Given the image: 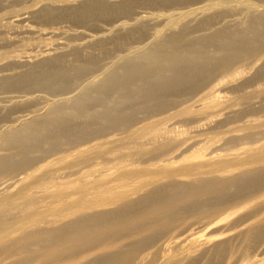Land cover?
<instances>
[{"label":"bare ground","instance_id":"obj_1","mask_svg":"<svg viewBox=\"0 0 264 264\" xmlns=\"http://www.w3.org/2000/svg\"><path fill=\"white\" fill-rule=\"evenodd\" d=\"M197 1L45 0L27 14L45 25L64 19L95 25L129 15L139 5L164 10ZM258 2L264 0L236 4L212 0L170 13L151 41L118 56L99 77L86 81L72 95L67 93L74 83L113 51L140 43L146 33L145 20L120 23L108 33L94 34L85 44L44 54L32 62L9 59L7 48L0 52V61L7 60L6 65L27 68L1 76L0 91L24 88L61 96L44 110L0 128V151H8L0 153V185H7L0 193V264H134L149 256L151 261L155 253L142 252L157 236L173 244L192 225L204 227L221 211L246 207L249 199L264 193V136L260 133L229 137L203 158L173 166L179 155L172 152L183 141L175 138L168 124L176 117L214 112L220 106L216 98L196 108L183 103L217 74L263 54L264 6L259 9ZM235 10L243 13L240 21L213 28ZM17 16V22L24 19ZM259 60L261 64L244 83L264 79V56ZM236 76L227 77L233 81ZM255 96L264 100V89L237 95L232 102L248 103ZM261 126L264 122L241 129ZM115 132L118 137L107 138ZM252 205L264 209L263 200ZM251 217L235 220L228 229ZM263 233V225L256 220L238 237L248 252ZM176 248L171 246L170 251ZM183 261L176 254L163 257L159 264Z\"/></svg>","mask_w":264,"mask_h":264},{"label":"rangeland","instance_id":"obj_2","mask_svg":"<svg viewBox=\"0 0 264 264\" xmlns=\"http://www.w3.org/2000/svg\"><path fill=\"white\" fill-rule=\"evenodd\" d=\"M14 1L15 0H0V33L2 34H0V40L3 38L9 39L6 43H0V52H4V49L6 48L7 50L9 49L10 52L9 50H5V52L10 54L9 59L11 60H28L32 62L44 54L66 51L70 46L85 44V42L90 40V37L94 34L108 33L120 23H133L135 20L140 18L146 21V33L142 40H140V43H132V45L128 47L113 51L110 56L101 61L99 67L74 83L67 93V95H72L76 93L78 88L83 83L90 79L99 77L103 68L106 65L111 64V62H113L118 56L125 54L132 47L143 45L151 41L154 37L155 31L162 28L164 25L165 18L168 14H178L188 8L201 7L212 0H200L190 5L164 10L148 5H139L135 7L129 15H116L108 20L96 21L95 25L84 24V22L80 21L79 23L74 24L66 19L45 25V23L35 21L29 16V14H27L29 9L37 10L42 2H45V0H16V3ZM239 1L243 0H233V4H236V2ZM257 4L261 7L259 9H262V6H264V3L262 2H258ZM25 6H28V8ZM23 9H25L24 12L22 11ZM7 10H10L11 12L9 11V14L8 12L6 14ZM14 11L16 14H14ZM242 14L243 13L241 11L235 10L232 14L230 13L222 20L215 22L213 24V28L226 23H236L240 21ZM17 15H21L24 19L21 22L15 21L18 18ZM10 20H12V25ZM14 31L16 32L14 33ZM38 32L40 34H38ZM29 36L32 37V39H30ZM36 36L38 37L35 38ZM41 36L47 37L42 38ZM26 37L28 38L29 43H26ZM19 40L22 41H20L21 45L19 44ZM15 43H18L20 47ZM22 44H26L27 49L26 47L23 48L25 45L23 46ZM11 47H13V49ZM22 49L25 50L22 52ZM85 50L91 51L92 49L88 48ZM262 56H264V52L261 55L252 56L247 61L234 64L226 72L217 74L207 85L196 90L189 97L190 100L183 103V105H194L196 108L197 106H200L202 102H209L216 98L215 100L218 101L220 106L215 107L214 112L208 115H195L193 118L190 116L176 117L169 121V128L172 130L175 138L179 141H183V143L172 152L173 156L179 155V157L173 161V166H178L186 161H197L203 158L204 154H207L211 150L223 145L225 139L229 137H242L246 134L249 136H255L257 133H260V136H264V126L252 128L250 130L241 129L244 125L249 123L256 124L264 122V100L255 96L248 103L232 102L233 98L237 95L243 93H253L261 88L264 89V79L244 83V81L253 74L254 69L261 64V60L259 59ZM68 58L70 59V57ZM6 63L7 60L0 61V77L13 75L27 69L26 67H22L20 65L8 66ZM234 73L237 74L236 79L231 81L227 76ZM209 92H211L212 95L208 94ZM31 97H34L32 102L25 106H19L21 102ZM58 97L61 96L58 94H47L40 90L26 91L24 88L17 91H0V128H5L11 124L15 125L19 120L31 115L33 112L44 110L48 102H51ZM17 104L18 106H16ZM172 111L173 110L171 109L168 113ZM117 134V132L109 134L107 135V138H116ZM209 139L212 140L209 142ZM239 143L240 141H236L235 145L240 146L238 145ZM188 147L190 148L186 152L182 153ZM0 153H8V151H0ZM222 153L223 152H221V154ZM186 158H189V160ZM94 169L102 170L104 168L101 166H94ZM108 174H110V176L112 175L110 172H108ZM180 180L186 181L184 178H181ZM6 186V184L0 185V193L3 192ZM9 190L13 192L16 188H10ZM259 199L264 201V193H260L249 199L250 201H248L246 207L221 211L216 219L204 227L200 224L192 225L189 230L177 238L173 244L168 245L167 243H164V238L162 236H157L152 241H149L146 245L147 249L142 252V254L150 253V255L155 253L156 258L150 261L151 258L149 256L146 261L140 262V260H136L134 264H144L148 261L151 262L150 264H159L163 257L176 256V254H178L180 259L185 260L183 261L184 264L188 261H192L194 264H264V233L261 240L256 242L248 252L244 249L242 238L238 237V233L240 231L244 230L248 224L253 223L256 220L260 221V225H263L264 227V209L261 207L254 208L252 205L253 202H256ZM249 216L253 217L236 228L228 229L229 225H231L235 220L241 217ZM175 245H178V248L170 251V247H175ZM245 256H249L250 259H244ZM254 256L256 257L255 259ZM81 264H85V261Z\"/></svg>","mask_w":264,"mask_h":264}]
</instances>
